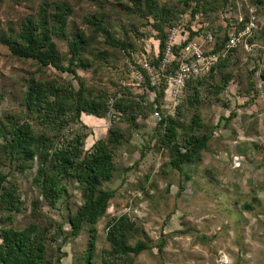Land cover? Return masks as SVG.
<instances>
[{"label":"rangeland","instance_id":"374dc122","mask_svg":"<svg viewBox=\"0 0 264 264\" xmlns=\"http://www.w3.org/2000/svg\"><path fill=\"white\" fill-rule=\"evenodd\" d=\"M42 1L53 0H0V33L18 30ZM65 1L71 7L68 37H54L56 47L66 54L72 31H83L85 50L101 54L91 58L84 53L91 65L78 67L77 74L96 93L107 95L104 116L81 114L78 124H85L88 133L85 148L112 128L124 136L114 153V177L103 183L115 193L96 223V252L109 248L107 220L126 214L141 230L129 242L149 240L131 264H264V0H157L175 9L172 24L164 27L166 47L157 62L159 31L150 15L132 13L127 0ZM93 15L103 19L120 45L96 32L88 19ZM230 37L238 41L228 45ZM219 58L225 59L218 63ZM30 74L76 84L71 74L18 58L0 42V124L5 114L19 113L22 81ZM200 83L206 88L196 106L199 132L209 134V140L199 160L184 163L179 171L170 164L168 147L157 140L161 118L156 114L180 112L189 120L193 110L187 94ZM207 83L217 89L209 90ZM162 85L163 96L156 100L155 90ZM130 98L138 102L135 111L115 107L118 99ZM4 140L0 135V144ZM0 172L6 176L3 184H16L21 199L18 211L1 209L0 226L23 227L37 220L50 228L51 257L60 258V264H79L87 227L76 237L66 235L68 214L82 200L79 190L71 184L66 199L51 206L32 185L33 170L20 172L0 158ZM95 264H103L98 256Z\"/></svg>","mask_w":264,"mask_h":264},{"label":"trees","instance_id":"16d2710c","mask_svg":"<svg viewBox=\"0 0 264 264\" xmlns=\"http://www.w3.org/2000/svg\"><path fill=\"white\" fill-rule=\"evenodd\" d=\"M125 6L140 17L150 15L159 31L158 54L153 60L163 57L166 47L164 27L172 24L175 12L173 6L157 0H127ZM187 3L190 0H181ZM200 3V0H195ZM70 5L65 0L42 1L34 15L20 23L18 30L12 28L0 33V42L7 45L18 58L32 59L38 66H52L73 76L74 85L65 79L50 78L46 74H30L24 81L20 98L19 113L5 114L0 124V135L5 138L0 144V158L13 163L20 172L33 170L31 183L46 204L54 206L59 199H66L70 185L81 194V203L68 214L69 236L76 237L87 227L88 238L79 264H95L97 256L103 264H131L133 257L149 247L148 241L136 238L141 230L126 214L110 217L106 224V239L109 248L96 252L97 226L99 218L107 210L114 189L103 187V183L114 177L116 162L114 153L123 141V134L112 128L108 134L95 140L85 148L88 135L85 124L80 122L81 114L102 117L107 111V95L96 93L77 74V68H86L91 58H99V52L85 50L87 36L83 31H72L68 38V52L62 54L56 47L54 37L67 38V17ZM90 23L101 33L107 43L120 45V41L108 30L98 15L90 16ZM221 44L216 45L219 49ZM225 58H219L218 63ZM224 80L221 86L226 85ZM205 83L191 88L187 94L190 109L189 120L176 116L162 115L158 122L157 140L168 147L170 164L182 171L186 162L199 160L206 149L209 134L199 132L202 123L196 110L200 104V92ZM214 91L217 85L207 83ZM219 86V88H222ZM155 90V87H152ZM164 85L155 90L156 100L163 96ZM157 106L160 102L157 101ZM115 107L130 113L138 109V102L130 98L125 102L118 99ZM189 177L188 174H185ZM6 176L0 172V211L3 207L19 210L21 199L16 184H3ZM34 212L38 200L32 201ZM37 219V217H35ZM49 227L37 220L23 227L0 226V264H60V258L53 259L48 253ZM143 233V230H142ZM147 239V235L143 233ZM164 240L157 245L161 250Z\"/></svg>","mask_w":264,"mask_h":264},{"label":"built area","instance_id":"2783aa9c","mask_svg":"<svg viewBox=\"0 0 264 264\" xmlns=\"http://www.w3.org/2000/svg\"><path fill=\"white\" fill-rule=\"evenodd\" d=\"M238 41V38L237 37H230L229 38V42H228V45H231V44H235V42ZM213 56H209L208 59H212ZM215 57V56H214ZM156 116L158 117V119L160 120L161 116L157 113Z\"/></svg>","mask_w":264,"mask_h":264}]
</instances>
